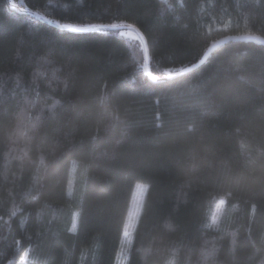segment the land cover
<instances>
[{
    "label": "trees",
    "instance_id": "obj_1",
    "mask_svg": "<svg viewBox=\"0 0 264 264\" xmlns=\"http://www.w3.org/2000/svg\"><path fill=\"white\" fill-rule=\"evenodd\" d=\"M49 22L133 26L161 79L264 0H0V264H115L138 183L126 264H264V45L152 82L134 31Z\"/></svg>",
    "mask_w": 264,
    "mask_h": 264
},
{
    "label": "water",
    "instance_id": "obj_2",
    "mask_svg": "<svg viewBox=\"0 0 264 264\" xmlns=\"http://www.w3.org/2000/svg\"><path fill=\"white\" fill-rule=\"evenodd\" d=\"M8 2L10 4L11 0H8ZM50 24L59 28V29L72 31V32H87V31H95V30H100V29H106V30H111V31L112 30L113 31H119V30H132V31H134L136 33V35L138 36V38L140 39V42L142 43L144 60H145V71H146L148 78L152 82L165 81V80L177 77V76H179V75H181V74H183V73H185L191 69L196 68L197 66H199L203 63V61L207 58V56L213 50H215L219 46H221V45H223L229 41H246V42L249 41V42H257V43L264 45V39L256 37V36H248V35L229 36V37L223 38V39L215 42L209 48H207V50L201 56L200 60L197 61L195 64L188 66V67L184 68L183 70H181L180 72H177L175 74H170L164 78L156 79V78L152 77L151 72H150L149 57H148V50H147L146 41H145L144 37L142 36V34L137 29H135L133 26H131V25H127V26L126 25H95V26H89V27H84V28H70V27H66V26H62V25H56L53 23H50Z\"/></svg>",
    "mask_w": 264,
    "mask_h": 264
},
{
    "label": "rangeland",
    "instance_id": "obj_3",
    "mask_svg": "<svg viewBox=\"0 0 264 264\" xmlns=\"http://www.w3.org/2000/svg\"><path fill=\"white\" fill-rule=\"evenodd\" d=\"M71 181H72V179H71ZM71 181L69 183L70 185L72 184ZM145 192H146V186L145 185H143L141 183L134 185L133 191L131 194L128 212H127L125 223H124L123 232H122L121 246H120L115 264H126L127 254H128L129 249H130L131 242H132V234H133L138 216H139L141 208H142ZM220 201L218 202V204L215 208L213 218L216 216H221V210L223 208L224 203L221 204ZM26 253L27 252L25 251L21 255V257L19 258V260L17 261L16 264H24V259H25ZM165 264H173V263L167 261Z\"/></svg>",
    "mask_w": 264,
    "mask_h": 264
},
{
    "label": "snow or ice",
    "instance_id": "obj_4",
    "mask_svg": "<svg viewBox=\"0 0 264 264\" xmlns=\"http://www.w3.org/2000/svg\"><path fill=\"white\" fill-rule=\"evenodd\" d=\"M220 203L223 204L224 201L221 200ZM221 214H222V210H221ZM219 219H220V216H216V217H214V218H213V223L218 224V223H219ZM74 228H75V224H73V229H74Z\"/></svg>",
    "mask_w": 264,
    "mask_h": 264
}]
</instances>
